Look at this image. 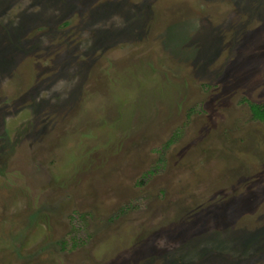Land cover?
Returning <instances> with one entry per match:
<instances>
[{
    "label": "rangeland",
    "instance_id": "1",
    "mask_svg": "<svg viewBox=\"0 0 264 264\" xmlns=\"http://www.w3.org/2000/svg\"><path fill=\"white\" fill-rule=\"evenodd\" d=\"M0 264H264V0H0Z\"/></svg>",
    "mask_w": 264,
    "mask_h": 264
},
{
    "label": "trees",
    "instance_id": "2",
    "mask_svg": "<svg viewBox=\"0 0 264 264\" xmlns=\"http://www.w3.org/2000/svg\"><path fill=\"white\" fill-rule=\"evenodd\" d=\"M249 105H250V107L253 108V109H254V107H256V108L258 107V108L262 109L261 107L256 106L255 104H252V103H249ZM254 111L257 112L258 110L255 109Z\"/></svg>",
    "mask_w": 264,
    "mask_h": 264
}]
</instances>
